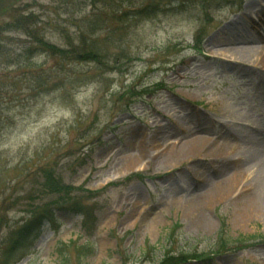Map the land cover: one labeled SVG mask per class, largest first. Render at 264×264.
<instances>
[{"label": "rangeland", "instance_id": "374dc122", "mask_svg": "<svg viewBox=\"0 0 264 264\" xmlns=\"http://www.w3.org/2000/svg\"><path fill=\"white\" fill-rule=\"evenodd\" d=\"M250 1L264 8V0H0V264H161L167 250L203 255L185 264H264V215L243 211L255 162L248 185L227 199L195 212L179 199L236 173L229 164L246 155L238 129L251 126L235 109L264 120V66L244 76L208 47ZM82 34L101 61L79 50L63 63L36 41L75 49ZM160 81L166 88L149 94ZM194 133L211 144L188 158L182 141ZM140 135L154 137L149 155L128 167ZM172 143L166 161L158 149ZM215 146L237 148L217 156ZM47 171L84 186L69 196L80 205L55 209L33 246L13 247L32 206L51 202Z\"/></svg>", "mask_w": 264, "mask_h": 264}, {"label": "bare ground", "instance_id": "6f19581e", "mask_svg": "<svg viewBox=\"0 0 264 264\" xmlns=\"http://www.w3.org/2000/svg\"><path fill=\"white\" fill-rule=\"evenodd\" d=\"M251 11H254V13L251 14ZM260 23H262V26L258 28L257 26ZM208 47L216 48V58L221 60L222 64H225V67L237 69L239 72H243V75L247 77L262 75L258 74L260 69L253 71L250 66L255 64L264 66V8H257L253 5V1L248 2L245 6L244 13L234 17L230 23H228L218 34H216V36L211 38L208 43ZM235 112L239 114L240 124L243 126H252H248L249 130L244 128L238 129V136L242 140V147H244L246 155L245 157L237 158L229 164V166L232 164L235 166L234 168H236V173L234 175L227 176L223 180L216 182L211 186V188L205 189L203 192L197 193L196 191H190L189 195H185V199L182 197L179 198L180 201L193 208L192 212H195L197 208L199 209L202 202L204 203V200H208L210 203L215 199H227L230 194L232 196L239 193L248 185L246 184L247 182L245 179L251 176V180L254 182H252L254 189H251L252 193L248 196V200L244 202L243 211L246 213L252 212L264 215V120L255 118L249 114L243 115L241 111H237V109H235ZM217 122L215 121L214 124H218ZM219 124L223 125V123L221 124V121H219ZM232 136L236 139L238 138V136L233 133ZM153 138H149L146 135H140L139 153L129 159L128 167H132L138 161L149 155L148 146ZM211 139L212 138L209 136H201L194 133V136L190 139L183 141L180 140L178 143L181 141L184 142V146L188 148L189 152L183 155H187L189 158L197 149H199V152L201 153V151H203L208 144H211ZM162 148L158 149L157 154H159V156L161 155L164 160L169 161L171 160V156H173L171 154L176 153L178 145L176 143H172L166 148ZM235 148L232 146H229V148H220L215 146L212 155L214 154L220 156L223 153L232 155ZM210 151L211 149L207 150V152L211 153ZM188 153L191 154L189 155ZM165 154H170V156H166ZM184 156L178 154L177 158ZM251 162H255L253 165L255 170L254 174L249 176L248 166ZM225 166L228 168V165ZM199 177H206V180L209 179V177L204 175V173H201ZM174 197L177 198V195ZM204 218L205 219H203L204 221L202 222L209 225L211 223L210 217L206 216ZM198 221L201 222L199 218Z\"/></svg>", "mask_w": 264, "mask_h": 264}, {"label": "trees", "instance_id": "16d2710c", "mask_svg": "<svg viewBox=\"0 0 264 264\" xmlns=\"http://www.w3.org/2000/svg\"><path fill=\"white\" fill-rule=\"evenodd\" d=\"M204 2V0H203ZM82 39H83V44L82 45H78L75 49L70 48H58L54 45H51L50 43H48L47 41H45L43 38H41L40 40H36L41 46V49H43L45 52H47L48 54H52L53 56H59L61 60H59L60 62L64 63V60L66 59V57L69 56V51H79V50H84L82 52L85 53L84 59H88V60H97L101 61V54L99 49L94 46V44L89 43L86 44V37L82 34ZM27 52L31 53V50L28 49L26 50ZM25 51V52H26ZM24 52V59H29L31 56L27 55ZM71 57V56H70ZM100 58V59H99ZM71 59H73L71 57ZM20 60H18L19 62ZM35 79L37 80V82L39 84L42 85V81L43 77L41 78V75H38L37 77H35ZM43 181H42V190L43 192L47 193L48 196H50L51 198V202L45 203L46 205L41 204L43 207L45 206H50L51 204H70L73 200H76L73 198H70L69 196L72 195V192L74 190H82L84 191V186L80 188H76L73 185H69L67 183H65L62 179H60V177L56 176L55 173H53L52 171H47L45 172L44 176H43ZM87 191V190H85ZM89 196L94 192H92L91 190L89 191ZM34 192L29 195V199L30 198H34ZM77 202L75 201L74 204H76ZM35 205V204H33ZM41 206V208H38V206H32L31 210H30V215L32 216L31 222L26 221L25 222V230L21 229L17 232L18 237L16 238V241L14 240V246L17 245H21L26 247V244L28 243V246L30 244V242L33 240V238L36 235V229H38L37 227L41 225L42 220L44 218V213L47 212V214H50L49 209H44ZM33 222V224H32ZM32 224V225H31ZM176 227H179V225H176ZM201 256H203L202 254L199 253H189V252H180L179 254H172L171 252H167L165 254V256L162 259V262H167L166 264H183L187 261H189L190 259H199ZM20 258H16L15 261H18ZM209 259V258H206ZM161 262V264H162Z\"/></svg>", "mask_w": 264, "mask_h": 264}]
</instances>
